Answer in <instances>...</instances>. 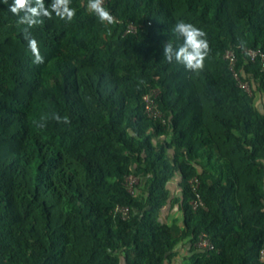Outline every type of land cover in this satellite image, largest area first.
<instances>
[{
  "label": "trees",
  "instance_id": "trees-1",
  "mask_svg": "<svg viewBox=\"0 0 264 264\" xmlns=\"http://www.w3.org/2000/svg\"><path fill=\"white\" fill-rule=\"evenodd\" d=\"M11 3L0 0V264H169L175 239L157 214L176 172L185 264H264V113L233 74L264 95L259 55L245 51L264 56V0H108L113 24L71 0V22L53 13L29 29L42 64ZM178 20L206 33L200 72L163 56L182 43ZM150 89L163 121L144 112ZM201 233L212 249L195 245Z\"/></svg>",
  "mask_w": 264,
  "mask_h": 264
},
{
  "label": "clouds",
  "instance_id": "clouds-1",
  "mask_svg": "<svg viewBox=\"0 0 264 264\" xmlns=\"http://www.w3.org/2000/svg\"><path fill=\"white\" fill-rule=\"evenodd\" d=\"M7 3V0H4ZM71 0H52L45 7L44 0H12L8 5L9 11L18 17L17 23L26 25L23 28L24 39L28 42V48L33 56L34 64H42L44 57L40 54L37 41L32 37L33 26L44 22L43 18L51 19L53 13L56 17L66 22H71L76 16V10L70 7ZM87 10L94 14L101 24H113L112 14L103 6V0H87ZM23 13V15H21ZM173 32L176 37L182 38V43L174 47V42H167L163 46V56L171 64H182L186 70L200 72L204 68V61L209 56L211 48L206 38V33L192 23L178 20ZM60 121L59 117H56ZM64 123H70L67 116L63 117Z\"/></svg>",
  "mask_w": 264,
  "mask_h": 264
},
{
  "label": "built area",
  "instance_id": "built-area-1",
  "mask_svg": "<svg viewBox=\"0 0 264 264\" xmlns=\"http://www.w3.org/2000/svg\"><path fill=\"white\" fill-rule=\"evenodd\" d=\"M108 0H103V6H105L107 4ZM116 21H119L118 19H115ZM124 33L127 34H132L134 36L137 35V25L133 24L132 22H128L125 26L124 29ZM246 53L249 55L250 59L253 60L254 57H256L257 55H259L260 61H261V65L262 68L264 69V56L262 53H260V51L258 50H253V49H245ZM224 58L228 59V66L231 70L232 66L234 64L235 61V57H234V53L231 49H227L224 53ZM234 77L237 79L238 81V85L244 89L246 92H248V88L245 87V84L242 83L241 80H239L237 78V75L235 72H233ZM249 93V92H248ZM157 96V90L156 89H150L148 92L143 93L141 95V99H142V103H143V108H144V112L146 113V115L152 119H158L163 121L162 118V114L159 111L158 107H157V103L155 101ZM138 182V177L133 175V174H129L125 177V181H124V185L127 189L128 192L133 193L134 192V185ZM190 186L192 191L196 192V188H197V184H198V179L196 177H193L192 179L189 180ZM196 197L195 199L192 201V208H197V207H204V204L202 202V200L200 199V197L197 195V193H195ZM114 213L118 214L122 219H127L129 217L130 214V209L128 206H116L114 208ZM195 245L198 248L201 249H205V250H210L213 248L212 243L208 240V238L206 237L205 234L201 233L198 236V239L195 243ZM258 258L260 261H262L264 259V248H261L258 251Z\"/></svg>",
  "mask_w": 264,
  "mask_h": 264
},
{
  "label": "crops",
  "instance_id": "crops-1",
  "mask_svg": "<svg viewBox=\"0 0 264 264\" xmlns=\"http://www.w3.org/2000/svg\"><path fill=\"white\" fill-rule=\"evenodd\" d=\"M257 92L253 96V104L260 112L264 113V104L260 106L261 102L256 97V94H261V92ZM179 181L180 175L176 172L167 182L166 187L168 189V197L157 214L159 221L169 225L171 235L175 239L174 245L170 251L169 264H185L188 262V257L191 254L189 237L182 234L183 213L180 208L181 190L179 187ZM121 262V264H125L123 258H121Z\"/></svg>",
  "mask_w": 264,
  "mask_h": 264
},
{
  "label": "rangeland",
  "instance_id": "rangeland-1",
  "mask_svg": "<svg viewBox=\"0 0 264 264\" xmlns=\"http://www.w3.org/2000/svg\"><path fill=\"white\" fill-rule=\"evenodd\" d=\"M242 83L245 84V87L249 89V90H248L249 93H251L250 87L252 88V92H254V93H253V96H254L255 93L257 92V91H256V86H255L254 84H252V86H250V84H248L246 81H242ZM253 90H254V91H253ZM257 93H258V92H257ZM257 95H259L260 97L257 96ZM256 97H257V98L259 99V101L261 102V104L258 102V103L260 104V106L263 105V104H264V96L261 95V94H256ZM263 107H264V105H263Z\"/></svg>",
  "mask_w": 264,
  "mask_h": 264
}]
</instances>
